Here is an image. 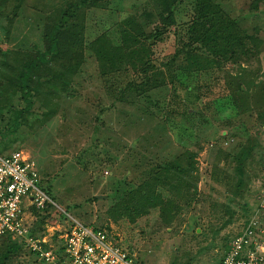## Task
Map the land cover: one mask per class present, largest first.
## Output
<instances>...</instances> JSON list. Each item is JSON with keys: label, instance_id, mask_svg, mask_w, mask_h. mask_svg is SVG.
I'll return each instance as SVG.
<instances>
[{"label": "rangeland", "instance_id": "1", "mask_svg": "<svg viewBox=\"0 0 264 264\" xmlns=\"http://www.w3.org/2000/svg\"><path fill=\"white\" fill-rule=\"evenodd\" d=\"M66 1L77 0H7L1 5L0 49L41 46L44 16L56 17ZM140 1L107 0L77 9L86 48L71 85L57 97L54 114L47 121L21 124L16 132L7 134L0 154L15 149L27 151L42 185H47L54 196L53 203L45 210L37 214L32 210L29 213V209L24 212L27 222L38 232L46 225L66 224V216L57 218L58 215L52 217V222H46L45 213L59 209L64 215L104 227L128 253L145 264H215L225 237L241 227L242 220L257 202L256 193L264 187V169L260 167V161L264 160V123L247 114L239 116L255 146L253 143L251 155L238 173L232 167L234 163L223 162L219 151L233 149L244 141L246 133L239 129L230 135L226 108L220 112L212 108L211 100L222 93L220 79L206 81L209 83L206 95L167 84L151 89L148 96L139 97L137 102H130L128 95L123 100L112 96L111 86L124 81L127 74L99 73L88 41L99 33L117 39L121 18L131 12V4ZM217 1L247 29L258 22L261 33L264 32L263 15L254 17L248 12L249 0ZM187 12L188 7L180 4L177 19L185 17ZM8 14L13 15L12 19H6ZM173 39L174 34L169 30L152 45L155 64L170 54ZM240 65L257 69L262 74L260 77H264V51H260L257 60L242 61ZM173 94L182 98L181 112L173 124L167 125L162 106ZM197 101L203 107L200 114H195L193 133L190 137L182 135L174 125L176 121L190 125L194 113L183 110L199 108ZM184 147L196 150L193 158L198 175L197 192L170 223L160 219L156 208L133 219L118 208L111 210L126 187L121 180V188L114 190L121 177L127 184H134L154 162L171 158ZM236 179L245 183L242 196H235L228 189V181L234 183ZM241 201L246 202V208L239 205ZM41 217L46 222L42 226L37 224ZM12 264L39 263L23 249L12 259Z\"/></svg>", "mask_w": 264, "mask_h": 264}, {"label": "trees", "instance_id": "2", "mask_svg": "<svg viewBox=\"0 0 264 264\" xmlns=\"http://www.w3.org/2000/svg\"><path fill=\"white\" fill-rule=\"evenodd\" d=\"M105 1H66L59 7L56 17L44 16L41 46L32 44L22 49H0V151L4 147L6 135L16 132L21 124L44 122L54 114L57 97L71 85L72 75L79 69L86 48L83 23L77 16V9ZM6 2L0 0V14L1 5L3 7ZM148 2L142 0L131 4V12L121 18V26L117 27V39H109L104 33H99L88 41L99 73L111 72V76H120L126 72L124 81L114 85L111 83V95L118 100L128 95L130 102H137L139 97L148 96L151 89L167 84H177L184 89H191L196 95L199 92L206 95V91H209L206 81L220 79L222 93L211 100L212 108L218 112L226 108L230 120L226 125L230 131L227 132L233 135L234 131L243 129L246 137L233 149L219 152L223 162L234 163L233 169L241 173L255 141L250 139L252 135L239 116L247 114L259 123H264V77H260L262 74H258L257 69L240 65L242 61L248 63L252 59L257 60L260 51H264L261 25L254 22L247 29L217 0ZM180 4L187 6L188 12L185 17L177 19ZM246 7L254 17L263 15L264 18V0H249ZM12 17V14L6 15V19ZM169 30L174 34L170 54L155 64L152 45ZM176 97L173 94L163 102V119L167 125L173 124L181 112L182 98ZM155 102L159 104V101ZM197 105L199 108L183 110L187 114L194 113L190 125L176 121L174 127L180 128V134L190 137L193 133L195 114H200L203 107L198 101ZM36 108L39 110L35 111ZM195 155L196 150L184 147L171 158L154 162L134 184H127L128 181L121 177L114 190L121 188V180H124L126 187L111 210L117 211L118 208L133 219L156 208L160 219L166 224L170 223L181 207L194 199L197 192ZM260 167L264 169V160L260 161ZM225 176L230 177L227 173ZM38 184L54 201L49 187L42 185L40 177ZM244 187L245 183L240 179L234 183L228 181V189L235 196H242ZM239 205L246 208L245 201ZM50 206L51 202L47 201L42 210ZM31 210L36 214L39 211L33 207ZM57 210L45 213L48 217L46 222H52L55 215H58L57 218L66 216ZM229 210L231 213V208ZM247 217L242 220V224ZM46 222L42 217L37 219V224L41 226ZM37 230L31 225V231ZM233 234L225 237L222 253L215 264ZM23 249L30 254L16 239L0 238V264H12V259Z\"/></svg>", "mask_w": 264, "mask_h": 264}, {"label": "built area", "instance_id": "3", "mask_svg": "<svg viewBox=\"0 0 264 264\" xmlns=\"http://www.w3.org/2000/svg\"><path fill=\"white\" fill-rule=\"evenodd\" d=\"M34 160L23 149L0 154V238L16 239L40 264H145L104 227L66 214V224L31 231L26 209L41 210L50 200L38 184ZM245 222L228 240L217 264H264V187Z\"/></svg>", "mask_w": 264, "mask_h": 264}]
</instances>
